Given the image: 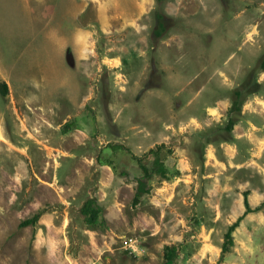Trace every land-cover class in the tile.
Listing matches in <instances>:
<instances>
[{
    "label": "rangeland",
    "instance_id": "obj_1",
    "mask_svg": "<svg viewBox=\"0 0 264 264\" xmlns=\"http://www.w3.org/2000/svg\"><path fill=\"white\" fill-rule=\"evenodd\" d=\"M263 56L264 0H0V264H264Z\"/></svg>",
    "mask_w": 264,
    "mask_h": 264
},
{
    "label": "trees",
    "instance_id": "obj_2",
    "mask_svg": "<svg viewBox=\"0 0 264 264\" xmlns=\"http://www.w3.org/2000/svg\"><path fill=\"white\" fill-rule=\"evenodd\" d=\"M163 28H164L163 23L161 21H158V28H155L154 31L156 32V34H160ZM261 68L264 69V56L261 60ZM6 90H7V85L2 80L0 82V93L4 95L6 93ZM159 147L160 144H157L155 147H150L148 149V153L152 154L150 167L146 166L143 163H139L140 175L136 178V185L131 198L132 206H135L139 202L143 194L148 193L149 186L147 183L153 174H157L160 177H165L167 174L166 168L159 155ZM243 194H244V198H243L244 209L242 213L239 216H237L234 221H232L227 225V228L223 235V241L221 243V249H220L221 256L225 251L228 250L229 245L232 243L231 232L234 229V227L238 224L240 217L251 209L248 206L246 200V192L244 191ZM100 209H101L100 206L93 197H87L80 207L85 222H87L90 225L95 224L100 218ZM39 213L40 211L38 210L33 214H31L30 216L23 218L22 220L19 221V225L34 224V222L38 218ZM175 248L176 247L173 244H164L163 246L164 262L173 258L175 253Z\"/></svg>",
    "mask_w": 264,
    "mask_h": 264
}]
</instances>
